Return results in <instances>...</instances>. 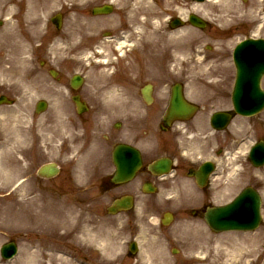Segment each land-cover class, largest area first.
I'll return each instance as SVG.
<instances>
[{
  "label": "rangeland",
  "instance_id": "obj_1",
  "mask_svg": "<svg viewBox=\"0 0 264 264\" xmlns=\"http://www.w3.org/2000/svg\"><path fill=\"white\" fill-rule=\"evenodd\" d=\"M186 1L143 2L144 13L129 12L123 18V29L135 35L133 31L137 23V26L142 25L137 31L144 30L146 36L140 39V35L136 34V39H133L138 46L154 43L157 59H166L167 55L163 52L167 49L176 60L177 67L190 65V76L203 79L205 77L201 74L208 75V72H200L202 67L195 61L206 54V46L220 51V0H207L198 9L191 8L194 4ZM99 2L65 0L67 23L57 34L61 41L55 43H62L64 50L48 49L45 54L38 51L33 64L26 48L29 35L36 32L32 26L40 27L43 19L36 12L31 13L28 0H0V67L10 68L11 71L0 72V96L4 94L15 102L13 105H0V150L5 151L2 155L5 169L0 173V247L13 240L20 247V254L12 261L4 260L0 255V264H19L27 257L35 256L37 251V254L47 253L41 245L47 238L26 221L28 216L37 213L43 203L50 205L53 211L68 213L72 223L74 219L81 227L92 229L93 234H100L86 247H78L68 239L62 244L57 243L60 249L57 253L71 264H264V220L253 232L215 233L201 215L194 216L183 208L185 205H179L184 196L172 197L170 192L140 195L139 207L141 204L148 205L144 209L140 207L118 215L107 213V206L122 191H106L103 176L112 172L107 155L112 143L114 145L126 138L127 131L115 128V123H127L121 113L123 107L128 105H120L123 98L112 103L104 95H97L99 84L96 78L103 69L91 67L90 63L104 59L112 49L110 57H107L111 59V65L106 68V73L112 74L113 79H118L122 84L125 82L122 76H126L129 64H134L140 54L136 56L134 51L128 50L133 45L123 48L122 52L114 49V42L104 34L106 30L117 34L113 21L109 23L104 17L87 15V10L91 12L90 4ZM188 10L198 12L207 20V28L202 30L187 24L189 26L177 30L175 35L169 34L166 23L170 16ZM157 11L163 14L158 17L152 13ZM80 14L96 25V35H93L94 30L81 32L82 38L77 39L78 31L73 22L75 18L76 22L82 18ZM245 16L250 17V14ZM144 19L146 24L142 23ZM239 21L243 22L244 19L239 17ZM49 28L53 29L50 24ZM181 31L185 33L181 35ZM247 34V31L241 32L236 40ZM261 34L264 36V30ZM180 35L183 39L179 38ZM152 36L158 40L152 41ZM88 37H93L97 43L93 49L87 47ZM169 41L172 44L168 48L166 44ZM184 42L189 48L182 44ZM48 45L50 48L54 46ZM97 47H103L105 55L95 54ZM141 47L138 51L144 54ZM88 54L92 57L86 59ZM132 58H136L134 62H130ZM40 61H46L43 69H40ZM50 68L61 72L59 79L46 73ZM31 71L34 75H30ZM74 74L84 76L82 93L87 95L86 100L91 105V110L81 118L74 112L72 101L66 93L69 90L68 79ZM232 85L228 83L227 91H231ZM39 100L48 102L49 107L43 114L35 112V104ZM57 107L62 109L57 111ZM16 115L23 120H14L12 117ZM82 132H86L85 138ZM222 136L232 141L233 146L239 144L240 150L236 154L237 160L230 157L221 163L226 177H223L225 183L220 185H224L220 189L223 199L220 202L229 201L244 186L252 185L262 194L264 216V167L253 168L245 155L246 149L255 141L264 140V111L250 119L236 117ZM46 162L59 164L62 167L60 174L52 179L41 178L37 171ZM237 165H240L239 170L236 169ZM27 203L31 205L30 215L23 209ZM165 207L173 209L170 212L175 214L173 223L167 227L160 225ZM16 213L21 215L16 216ZM105 237H112L110 239L114 246L103 248L102 238ZM134 239L140 249L137 254L129 255L128 246ZM174 249L176 253H173Z\"/></svg>",
  "mask_w": 264,
  "mask_h": 264
},
{
  "label": "flooded vegetation",
  "instance_id": "obj_2",
  "mask_svg": "<svg viewBox=\"0 0 264 264\" xmlns=\"http://www.w3.org/2000/svg\"><path fill=\"white\" fill-rule=\"evenodd\" d=\"M80 1V0H79ZM83 1V0H82ZM96 1V0H92ZM99 6L110 5L112 14L103 16L107 18V22L113 21V27L117 29L115 39L124 37L126 30L123 29V18H125L132 8V4L145 0H99ZM154 2L160 0H152ZM251 3L252 5H249ZM31 13L36 12L43 18L41 26L35 28L36 32L30 35L29 48L26 51L30 53V61L35 64V53L40 51L43 54L46 50H57L61 48L62 43L58 39V33L67 23L65 0H28ZM96 4H90L91 8ZM72 6V5H71ZM240 7L237 12H228L226 8ZM90 9V8H89ZM224 11L229 15L231 22H220V85L218 89L208 90L209 85H198L196 88L204 87L207 90L185 91L184 94L188 101L199 106V110L193 117L188 120L171 121L169 124L163 120V115L166 112L170 98H172V86L175 84L174 69L168 64L173 59H164L160 65L156 59L153 65H138L136 75L133 80L127 82L128 90L121 91V98L124 99L123 111L129 112L131 115H138L139 118L128 117L129 122H138L140 131L135 135L134 146L141 153L142 168L138 171L135 179L131 183H126V189L132 194L144 193L145 185H154L156 193H176L179 195H190L192 190L195 193L201 194L197 197L188 196L182 199L183 205L195 206L197 210H202L212 204L215 192V179L220 180V170L210 178L205 179V185L200 188L197 184V178L190 176L188 171L191 169H199V167L207 162V159H220L224 152V144L226 140L222 138L220 132L214 131L210 127V116L220 110L230 109L229 91H227L228 83L234 81V68L232 64V53L235 45L240 41L241 32L247 31L248 34H255L264 30V0H229L227 3L220 0V11ZM141 12V11H138ZM222 12L221 16L224 15ZM87 15H93V11L87 10ZM155 16L163 14L162 11L152 12ZM250 14V17H246ZM81 16V14H80ZM79 21L76 18L73 22L78 35L77 39L82 38L81 32H92L96 25L91 20L85 19L86 16H81ZM100 17V16H99ZM239 17L244 19L239 21ZM56 18L61 26L53 22ZM119 19V20H117ZM49 24L53 29L49 28ZM87 24V25H86ZM89 29H87V27ZM84 27V28H82ZM248 27V29L246 28ZM34 28V26H32ZM49 31L51 34L49 35ZM111 37H114L111 34ZM84 38V37H83ZM86 42V38H84ZM88 46L94 45L93 38L88 37ZM48 44H53L52 48ZM155 49H150L148 55H154ZM142 60V59H139ZM137 60V61H139ZM143 61V60H142ZM41 66L46 65V61H40ZM189 69H183V72ZM187 77L186 74L183 78ZM185 83L184 80H180ZM203 82V81H199ZM186 88V84L184 86ZM83 94V93H82ZM83 96H87L83 94ZM137 98V100H135ZM151 134V141L145 139V134ZM132 144L130 141H125ZM111 156V155H110ZM110 156L108 159L110 161ZM169 159L172 171L167 175H153L147 165L154 160ZM112 163V159L110 161ZM219 174V175H218ZM189 175V176H188ZM108 184H110L107 181ZM220 185V184H219ZM200 189H199V188ZM196 196V197H195ZM147 205V204H146ZM159 207V206H155ZM161 207V206H160ZM163 208V207H161ZM168 208V207H166Z\"/></svg>",
  "mask_w": 264,
  "mask_h": 264
},
{
  "label": "water",
  "instance_id": "obj_3",
  "mask_svg": "<svg viewBox=\"0 0 264 264\" xmlns=\"http://www.w3.org/2000/svg\"><path fill=\"white\" fill-rule=\"evenodd\" d=\"M252 43H254V41L244 42L235 52L238 78L234 90V102L236 109L240 112L244 111L246 114L257 112L264 105V91L260 87L261 78L264 74V62L247 61L246 63L239 58V53L242 50L245 51V49L249 50V47H251L250 44ZM222 120L227 121V117L222 116ZM128 149L130 148L118 146L115 152V160L120 171V177L124 176L125 172L123 179L127 177V174L128 176L132 174L134 170V168L128 169V164L125 163L124 160L125 152ZM130 150L134 152L132 149ZM251 158L256 164L264 160L263 143L256 145L252 149ZM133 160L132 162L136 166L138 158L134 156ZM55 172L56 171L52 170V166L49 165L42 169L41 174L49 175ZM260 204L259 194L255 190L248 188L230 204L210 209L207 214V221L209 226L217 232L251 230L258 226ZM14 249L15 245L13 243L6 244L2 248L3 256L7 258Z\"/></svg>",
  "mask_w": 264,
  "mask_h": 264
},
{
  "label": "bare ground",
  "instance_id": "obj_4",
  "mask_svg": "<svg viewBox=\"0 0 264 264\" xmlns=\"http://www.w3.org/2000/svg\"><path fill=\"white\" fill-rule=\"evenodd\" d=\"M228 1L229 0H224L225 3H227ZM201 5H203V4L195 3L194 9H198V7H202ZM226 9H228V12L231 13L234 11L235 12L239 11L240 7L235 6L233 8L229 7ZM222 12H224V11H222V10L220 11V18H219L220 22L223 24L231 22L229 15H227L225 12H224V15L221 16ZM186 16H187V12L182 11L180 14V17L184 18ZM142 23L146 24L147 21L144 19V20H142ZM140 28H142V25L137 26L136 31H133V32L137 35H140V39H143L142 37H145L146 33L144 30L143 31H137V30H140ZM181 33L183 34L185 32L181 31L180 34ZM181 35L179 36V38L183 39V37H181ZM131 36L133 38H136V35H133L131 33L128 37L126 35V37H121V38L117 39V41L115 43V48L118 51L122 52L123 48L127 44L129 45L128 40H130L129 38ZM168 40L175 41L174 38H168ZM169 43L172 44V42H170V41H169ZM182 44H184L185 47L189 48V45L187 43L184 42ZM103 49H104L103 47H98L96 51H97V53H104ZM186 51H187V49H186ZM111 53H112V49L110 50V52L106 53V57L104 59H99V61L90 63L91 67L103 69L101 72H99V76L96 78V81L99 84H101L104 80L110 81L112 78L111 74L109 75L108 73H106L107 72L106 68L111 64L107 57H110ZM197 55L199 56L200 54H197ZM85 58L89 59L90 58L89 54L86 55ZM197 63L201 66H204V70H203L204 73L209 72L208 74H210L212 77L217 75L216 65H212V63H208V58H206V56L203 55V57L198 58ZM218 68L220 69V66H218ZM131 69L136 70L134 67H132ZM0 72H5V73L9 72L10 73L11 71H10V68L0 67ZM220 81H224V80H220ZM214 82H217L215 84V86H219L220 83H218L219 81L217 79H215ZM109 87H110V85L106 86L105 90H107ZM114 87H115V85L112 84L111 90L108 91V93L111 94L112 96L115 95V92L118 91V88H114ZM12 118L16 121L23 120L22 118H20V115L13 116ZM4 152H5L4 150H0V173H2L5 169V167H4L5 161L2 160V155H4ZM1 166H2V168H1ZM23 209L26 211V213H28L30 215V210H31L30 203H27V207L23 208ZM60 211H61V213L59 211H53L52 207L50 205H46L43 203L41 205V207H38L37 213L31 214V216L27 217L26 221L30 222V223H32V225H34V227H32V228L37 229L39 232H42L43 235L47 238L45 243L44 242L41 243V245L44 247V249L47 251V253L46 254L45 253L37 254L38 253V251H37L35 256L34 255L29 256L23 261L24 263L20 261L19 264H71L70 262L66 261L64 259V257H61V256H63L62 254L57 253L58 251H60L59 245L57 246V243L62 244L63 241L68 239V240H71V242L78 247H81L82 245H83V247H86V245L89 242H94L96 238L100 237V234H96V235L93 234L92 229H90L88 226L81 227L80 224L77 221H75L74 219H73V223H72V220H70V215L68 213L62 214L63 210H60ZM18 215H21V214L16 213V216H18ZM17 219L20 221V218H17ZM110 238H112V237H110ZM110 238L109 237L107 239H106V237L102 238V242H103L102 247L103 248L106 249L107 246H110V247L112 245L114 246V242H112ZM61 253H63V252H61Z\"/></svg>",
  "mask_w": 264,
  "mask_h": 264
}]
</instances>
